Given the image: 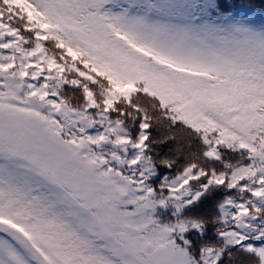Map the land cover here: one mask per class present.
Masks as SVG:
<instances>
[{
	"label": "snow or ice",
	"instance_id": "snow-or-ice-1",
	"mask_svg": "<svg viewBox=\"0 0 264 264\" xmlns=\"http://www.w3.org/2000/svg\"><path fill=\"white\" fill-rule=\"evenodd\" d=\"M0 264H264V9L0 0Z\"/></svg>",
	"mask_w": 264,
	"mask_h": 264
},
{
	"label": "trees",
	"instance_id": "trees-1",
	"mask_svg": "<svg viewBox=\"0 0 264 264\" xmlns=\"http://www.w3.org/2000/svg\"><path fill=\"white\" fill-rule=\"evenodd\" d=\"M237 3H243L254 9L259 15L260 11L264 9V0H236Z\"/></svg>",
	"mask_w": 264,
	"mask_h": 264
}]
</instances>
